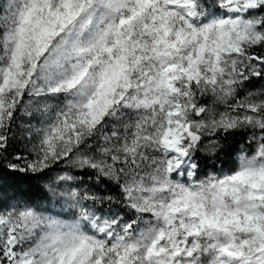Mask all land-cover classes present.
Listing matches in <instances>:
<instances>
[{"label": "snow or ice", "instance_id": "1", "mask_svg": "<svg viewBox=\"0 0 264 264\" xmlns=\"http://www.w3.org/2000/svg\"><path fill=\"white\" fill-rule=\"evenodd\" d=\"M0 264H264V0H0Z\"/></svg>", "mask_w": 264, "mask_h": 264}]
</instances>
